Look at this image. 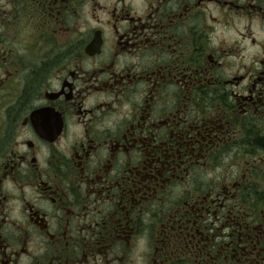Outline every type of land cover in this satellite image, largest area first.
<instances>
[{
  "label": "flooded vegetation",
  "instance_id": "flooded-vegetation-1",
  "mask_svg": "<svg viewBox=\"0 0 264 264\" xmlns=\"http://www.w3.org/2000/svg\"><path fill=\"white\" fill-rule=\"evenodd\" d=\"M0 264H264V0H0Z\"/></svg>",
  "mask_w": 264,
  "mask_h": 264
}]
</instances>
